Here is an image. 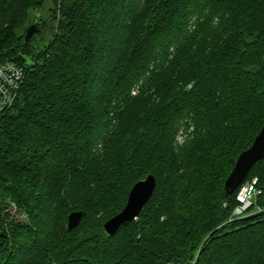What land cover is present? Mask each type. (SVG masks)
Listing matches in <instances>:
<instances>
[{
    "label": "trees",
    "instance_id": "trees-1",
    "mask_svg": "<svg viewBox=\"0 0 264 264\" xmlns=\"http://www.w3.org/2000/svg\"><path fill=\"white\" fill-rule=\"evenodd\" d=\"M7 62L26 77L0 119V264H264V162L244 216L225 192L264 127V0H0Z\"/></svg>",
    "mask_w": 264,
    "mask_h": 264
},
{
    "label": "water",
    "instance_id": "water-1",
    "mask_svg": "<svg viewBox=\"0 0 264 264\" xmlns=\"http://www.w3.org/2000/svg\"><path fill=\"white\" fill-rule=\"evenodd\" d=\"M38 32L36 26H31L26 33L25 40L29 43ZM260 161L264 162V127L256 137L252 146L240 154L235 167L225 181L226 196H232L249 176L253 167ZM155 176L148 175L137 182L131 189L125 208L104 224V231L109 237H114L119 230L136 221L144 207L152 198L156 189ZM85 211L72 212L68 216V229L75 230L85 217Z\"/></svg>",
    "mask_w": 264,
    "mask_h": 264
},
{
    "label": "built area",
    "instance_id": "built-area-1",
    "mask_svg": "<svg viewBox=\"0 0 264 264\" xmlns=\"http://www.w3.org/2000/svg\"><path fill=\"white\" fill-rule=\"evenodd\" d=\"M26 77V70L22 65L7 62L0 65V119L14 106L20 88ZM248 178V177H247ZM234 216H244L254 205H256L259 191V179L251 177L246 179L237 189Z\"/></svg>",
    "mask_w": 264,
    "mask_h": 264
},
{
    "label": "rangeland",
    "instance_id": "rangeland-1",
    "mask_svg": "<svg viewBox=\"0 0 264 264\" xmlns=\"http://www.w3.org/2000/svg\"><path fill=\"white\" fill-rule=\"evenodd\" d=\"M187 136L184 134V133H182V132H180V134L177 136V143L178 144H183L184 143V139H187L186 138ZM16 210L14 209V212H15ZM17 214V213H16ZM17 218H19V219H23V216H21V215H17Z\"/></svg>",
    "mask_w": 264,
    "mask_h": 264
}]
</instances>
